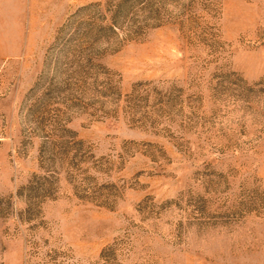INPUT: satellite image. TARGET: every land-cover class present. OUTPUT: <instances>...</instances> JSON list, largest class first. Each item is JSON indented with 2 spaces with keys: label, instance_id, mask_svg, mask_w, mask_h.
<instances>
[{
  "label": "rangeland",
  "instance_id": "obj_1",
  "mask_svg": "<svg viewBox=\"0 0 264 264\" xmlns=\"http://www.w3.org/2000/svg\"><path fill=\"white\" fill-rule=\"evenodd\" d=\"M0 264H264V0H0Z\"/></svg>",
  "mask_w": 264,
  "mask_h": 264
}]
</instances>
